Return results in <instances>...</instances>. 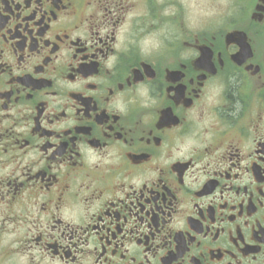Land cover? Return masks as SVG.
Segmentation results:
<instances>
[{
  "label": "flooded vegetation",
  "instance_id": "1",
  "mask_svg": "<svg viewBox=\"0 0 264 264\" xmlns=\"http://www.w3.org/2000/svg\"><path fill=\"white\" fill-rule=\"evenodd\" d=\"M186 8L0 0V264H264V0Z\"/></svg>",
  "mask_w": 264,
  "mask_h": 264
},
{
  "label": "rangeland",
  "instance_id": "2",
  "mask_svg": "<svg viewBox=\"0 0 264 264\" xmlns=\"http://www.w3.org/2000/svg\"><path fill=\"white\" fill-rule=\"evenodd\" d=\"M180 1V0H179ZM184 7L186 6L188 10V16L190 21L196 25L199 23H204L207 20L212 19L215 13L219 14L222 10L221 8H225L228 5V0H181ZM222 6V7H221ZM36 261V259H35ZM12 262H16L18 264H27V260L25 258L19 257L14 258ZM38 264H47L44 262H39Z\"/></svg>",
  "mask_w": 264,
  "mask_h": 264
},
{
  "label": "water",
  "instance_id": "3",
  "mask_svg": "<svg viewBox=\"0 0 264 264\" xmlns=\"http://www.w3.org/2000/svg\"><path fill=\"white\" fill-rule=\"evenodd\" d=\"M234 34H231V36H233Z\"/></svg>",
  "mask_w": 264,
  "mask_h": 264
}]
</instances>
